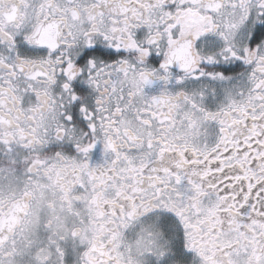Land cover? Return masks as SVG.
I'll use <instances>...</instances> for the list:
<instances>
[{"label":"snow or ice","instance_id":"obj_1","mask_svg":"<svg viewBox=\"0 0 264 264\" xmlns=\"http://www.w3.org/2000/svg\"><path fill=\"white\" fill-rule=\"evenodd\" d=\"M0 264H264V0H0Z\"/></svg>","mask_w":264,"mask_h":264}]
</instances>
